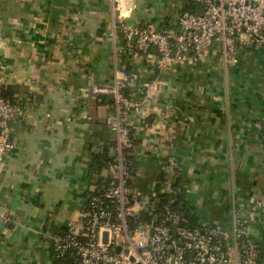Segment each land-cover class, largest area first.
Listing matches in <instances>:
<instances>
[{"label": "crops", "instance_id": "crops-1", "mask_svg": "<svg viewBox=\"0 0 264 264\" xmlns=\"http://www.w3.org/2000/svg\"><path fill=\"white\" fill-rule=\"evenodd\" d=\"M188 9L201 6L0 0V85L19 108L0 165L8 217L0 218V264H69L55 258L51 237L80 215L96 178L114 174L92 171L94 155L114 156L116 136L105 123L114 108L91 86L111 84L119 70H127L128 96L141 104L124 117L137 140L138 191L160 178L166 192L181 183L201 224L227 225L254 211L264 264V205H257L264 204V45H242L235 63L210 49L204 59L164 65L118 27L147 20L174 27L175 15Z\"/></svg>", "mask_w": 264, "mask_h": 264}, {"label": "built area", "instance_id": "built-area-1", "mask_svg": "<svg viewBox=\"0 0 264 264\" xmlns=\"http://www.w3.org/2000/svg\"><path fill=\"white\" fill-rule=\"evenodd\" d=\"M195 1L201 9L179 11L169 23L174 27L154 20L135 25L120 21L118 27L128 39L136 36L138 52L154 50L164 65L204 59L210 49L235 63L242 45H264V0ZM128 82V72L119 70L111 84L91 86L93 95L112 99L114 114L105 123L116 136L108 166L114 174L104 185L95 186V180L80 215L51 237L55 258H70V264H260L259 245L249 232L255 226L254 211L244 218L234 214L229 225L192 229L169 203L158 215V200L127 184L130 163L123 149L130 146V136L124 117L141 109L124 93ZM18 114V106L8 105L0 90V165L12 148L10 131ZM168 167L174 169L173 163ZM0 218L8 219L1 207Z\"/></svg>", "mask_w": 264, "mask_h": 264}, {"label": "trees", "instance_id": "trees-1", "mask_svg": "<svg viewBox=\"0 0 264 264\" xmlns=\"http://www.w3.org/2000/svg\"><path fill=\"white\" fill-rule=\"evenodd\" d=\"M188 10H190V9H188ZM190 11H193V10H190ZM193 12H195V11H193ZM0 90H1L2 98L5 100V102L8 105H14V104L18 105V102H16V100H14L11 97H8L7 91H5L3 86H1V85H0ZM124 93L126 95H128L126 89L124 90ZM100 98L102 100L105 99L108 101V103L112 104L111 98H108L106 96H100ZM129 136H130V141H129L130 146L123 149L124 156H125L127 162L130 163L129 174L126 177V180H127L128 185H131L138 190L137 185H136V180H135V168L132 164L133 163V156L131 155V151H132L133 147L137 144V140L133 137L132 130H129ZM110 147H111V149L112 148L114 149L115 142H113L110 145ZM112 160H113V156L108 155V153L105 150H103L99 154L94 155L93 164H92V171L99 172L100 169H102V168H108L109 163ZM112 177H113V175L98 176L96 178L95 186L106 184ZM158 181H159V183L156 187L154 196L151 195V192L148 189H146L144 187L142 188V193H148L151 197L158 200L157 206L155 208V212L158 215L161 214L162 205L169 203L173 209L177 210L180 213V215L182 217V224L183 225H185L189 228H192V229L201 227L202 224L200 223L198 216L193 211L192 207L184 199L183 189H181L180 186L178 184H176V185L171 186L170 192H166V191L161 189V184H162L163 180L160 178V179H158ZM58 260L60 262H69V264L71 262L70 258H64V259H58Z\"/></svg>", "mask_w": 264, "mask_h": 264}, {"label": "water", "instance_id": "water-1", "mask_svg": "<svg viewBox=\"0 0 264 264\" xmlns=\"http://www.w3.org/2000/svg\"><path fill=\"white\" fill-rule=\"evenodd\" d=\"M135 39H136V36L133 35V36L131 37V41H135ZM249 232H250L251 234H256V230H254L253 228H251Z\"/></svg>", "mask_w": 264, "mask_h": 264}, {"label": "rangeland", "instance_id": "rangeland-1", "mask_svg": "<svg viewBox=\"0 0 264 264\" xmlns=\"http://www.w3.org/2000/svg\"><path fill=\"white\" fill-rule=\"evenodd\" d=\"M180 188H181V189H183V187H182V184H181V183H180ZM153 190L155 191V190H156V187H154V188H153ZM227 225H229V224H227Z\"/></svg>", "mask_w": 264, "mask_h": 264}, {"label": "clouds", "instance_id": "clouds-1", "mask_svg": "<svg viewBox=\"0 0 264 264\" xmlns=\"http://www.w3.org/2000/svg\"><path fill=\"white\" fill-rule=\"evenodd\" d=\"M123 10V9H122Z\"/></svg>", "mask_w": 264, "mask_h": 264}]
</instances>
